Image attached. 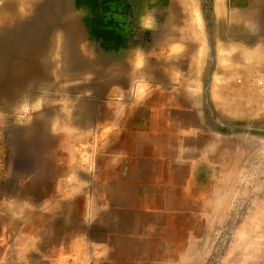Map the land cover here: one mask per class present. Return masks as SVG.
<instances>
[{
    "label": "rangeland",
    "instance_id": "rangeland-1",
    "mask_svg": "<svg viewBox=\"0 0 264 264\" xmlns=\"http://www.w3.org/2000/svg\"><path fill=\"white\" fill-rule=\"evenodd\" d=\"M5 1L0 0V29L12 30L18 23L6 22L14 11ZM21 1L16 11L32 17L30 3ZM199 2L211 20L214 0ZM49 5L43 18L56 26L48 35L47 79L10 105L0 102V203L20 183L50 187L52 173L66 172L62 161L69 151L62 141L69 139L74 153L76 146L96 141L97 125L117 119L110 81L130 71L139 45L153 49L163 43L139 30V18L176 11L171 0H52ZM65 46L69 61H63ZM254 78L260 84L264 74ZM220 123L219 133L204 134L203 148L196 146L199 138L189 139L186 156L182 150L165 165L162 188L138 199L141 204L146 199L151 211L133 214L143 238L116 243L104 264H264V122L237 125L232 116L221 115ZM86 128L90 140L81 137ZM24 215L34 225L42 213L29 206ZM6 219L1 215L0 241L9 240L1 228ZM14 252L0 244V259Z\"/></svg>",
    "mask_w": 264,
    "mask_h": 264
},
{
    "label": "crops",
    "instance_id": "crops-1",
    "mask_svg": "<svg viewBox=\"0 0 264 264\" xmlns=\"http://www.w3.org/2000/svg\"><path fill=\"white\" fill-rule=\"evenodd\" d=\"M171 3L177 12L165 18L148 12L138 20L140 31L163 43L139 45L130 71L110 81L117 119L97 125L96 141L74 153L71 141H62L66 172L52 173L50 187L20 183L1 201L9 240L0 244L15 252L0 264L108 262L116 243L143 238L133 214L151 209L138 199L162 188L165 165L182 150L185 155L189 139L219 133L221 115L237 125L264 122V83L254 78L264 74V0H214L211 20L199 0ZM91 136L86 128L81 137ZM29 206L42 213L34 225L24 215Z\"/></svg>",
    "mask_w": 264,
    "mask_h": 264
},
{
    "label": "bare ground",
    "instance_id": "bare-ground-1",
    "mask_svg": "<svg viewBox=\"0 0 264 264\" xmlns=\"http://www.w3.org/2000/svg\"><path fill=\"white\" fill-rule=\"evenodd\" d=\"M25 1L30 3L34 15H19L17 11L23 5L21 0H6L5 6L14 14L5 20H15L18 24L12 30L0 29V102L7 105L21 99L24 93L35 90L48 75L44 63L51 62L49 49L52 44L48 35L52 34L51 30L56 25L50 19L44 21L43 16L50 13L52 0ZM64 52L63 61H69L71 54L68 56V46H65Z\"/></svg>",
    "mask_w": 264,
    "mask_h": 264
},
{
    "label": "built area",
    "instance_id": "built-area-1",
    "mask_svg": "<svg viewBox=\"0 0 264 264\" xmlns=\"http://www.w3.org/2000/svg\"><path fill=\"white\" fill-rule=\"evenodd\" d=\"M264 82L263 81H260V84H263Z\"/></svg>",
    "mask_w": 264,
    "mask_h": 264
}]
</instances>
